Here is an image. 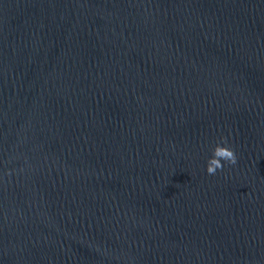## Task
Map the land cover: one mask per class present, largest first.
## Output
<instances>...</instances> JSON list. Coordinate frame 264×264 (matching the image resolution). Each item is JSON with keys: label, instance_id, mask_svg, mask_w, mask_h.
Listing matches in <instances>:
<instances>
[{"label": "water", "instance_id": "95a60500", "mask_svg": "<svg viewBox=\"0 0 264 264\" xmlns=\"http://www.w3.org/2000/svg\"><path fill=\"white\" fill-rule=\"evenodd\" d=\"M0 264H264V0H0Z\"/></svg>", "mask_w": 264, "mask_h": 264}, {"label": "clouds", "instance_id": "9594fccd", "mask_svg": "<svg viewBox=\"0 0 264 264\" xmlns=\"http://www.w3.org/2000/svg\"><path fill=\"white\" fill-rule=\"evenodd\" d=\"M223 144L217 143L212 149V155L209 157L206 164V172L210 175H214L218 169H222L224 164L221 161L230 165L237 163V157L234 150L227 145V140L221 137Z\"/></svg>", "mask_w": 264, "mask_h": 264}]
</instances>
